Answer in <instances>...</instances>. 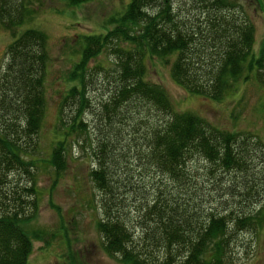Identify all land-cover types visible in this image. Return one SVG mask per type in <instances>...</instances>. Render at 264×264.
I'll use <instances>...</instances> for the list:
<instances>
[{
	"label": "trees",
	"instance_id": "obj_1",
	"mask_svg": "<svg viewBox=\"0 0 264 264\" xmlns=\"http://www.w3.org/2000/svg\"><path fill=\"white\" fill-rule=\"evenodd\" d=\"M32 1L0 0V25L12 31L0 70V264H26L31 242L43 232L23 225L38 209L33 135L42 124L51 60L42 28H18L34 11ZM241 4L128 0L111 16L109 29L80 35L77 59L63 77L56 116L61 132L45 158L57 172L66 167L70 138L89 144L95 162L89 173L102 212L96 229L104 251L120 262L227 264L236 232L262 226L264 213L250 208L264 201L258 192L264 175L253 171L256 157L264 162V140H253L257 155L250 135L174 108L166 89L144 74L145 60L156 55L169 63L173 82L213 100L235 91L240 79L264 85V40L253 48L254 21ZM104 49L114 55L115 68L109 73L97 65L105 70L98 84L105 82L106 92L96 104L89 97L95 80L88 63ZM87 109L98 118L92 126L83 116ZM138 125L145 148H125ZM195 160L204 161L212 178L196 175ZM134 167L142 170L136 174ZM216 199L220 209L212 205Z\"/></svg>",
	"mask_w": 264,
	"mask_h": 264
},
{
	"label": "rangeland",
	"instance_id": "obj_2",
	"mask_svg": "<svg viewBox=\"0 0 264 264\" xmlns=\"http://www.w3.org/2000/svg\"><path fill=\"white\" fill-rule=\"evenodd\" d=\"M31 3L34 11L20 27L32 26L42 28L48 38L50 65L47 66L44 89L46 91V106L42 124L38 132L33 135L37 142L34 155L36 165L31 169L35 174L34 183L38 187L39 200L35 217L24 223L28 229L42 228V238L33 239L31 250L28 253L26 264H126L120 262L115 256L104 251L101 242L102 235L97 231L95 220L102 214L100 211V190L96 188L90 176V167L95 162L92 159L91 149L86 142L81 145L77 140L70 138L71 145L66 146V167L54 171L52 164L46 159L50 149L54 145V139L58 136L57 120L58 103L62 94V86L66 84L63 78L71 68V63L77 59L80 49V35L82 33L106 31L111 27L110 18L118 15L128 0H81L76 4L68 3L67 0H33ZM245 12L254 21L255 35L253 48L257 50L264 40V0H239ZM244 11V10H243ZM17 28V30H18ZM12 35L11 29H4L0 25V70L5 63V46ZM110 51L102 50L92 58L89 66H93V83L89 84V97L97 104L101 96L106 92L104 83H100V77L107 69L109 73L115 68V63ZM114 56V55H113ZM147 69L144 74L151 82L161 84L171 97L174 108L192 110L200 113L217 126L234 129L237 132H245L251 137V148H256L257 155L261 152L255 145L254 138L264 140V85L262 82L249 77L247 81L239 80L238 87L224 98L213 100L211 97L200 93L186 92L168 73L169 63L159 56L147 57L145 60ZM104 66L105 70L99 71ZM96 69V70H95ZM99 71V72H98ZM106 77V76H105ZM64 79V80H63ZM95 104V105H96ZM94 125L98 120L96 112L87 109L83 115ZM135 133L130 129V144L125 148L142 146L143 128L138 125ZM133 133V135H132ZM129 146V147H128ZM252 150V149H251ZM130 153V157L137 158ZM46 157V158H45ZM256 157L253 171L258 176L264 175V162L261 163ZM196 175L200 179L212 178L213 173H208V168L203 160L193 161ZM138 174L137 168H132ZM222 170L218 169L214 175L216 180ZM144 172V171H143ZM241 176V175H240ZM236 176V179L239 180ZM11 179L14 181L17 174ZM20 181L25 183V176ZM235 178V177H234ZM235 179V180H236ZM12 181V182H13ZM11 182V183H12ZM260 184L264 185L262 180ZM10 183V184H11ZM260 187V185H258ZM6 189V187H5ZM264 193V188L258 189ZM214 196H223L221 192H213ZM217 197V196H216ZM257 200L251 203V213L256 210L264 213V201ZM212 205L221 208L217 199ZM233 208L238 206L236 201ZM136 222L135 219H132ZM262 226L255 229L245 228L236 232V241L232 259L227 264H264V220ZM138 225L133 230L138 232Z\"/></svg>",
	"mask_w": 264,
	"mask_h": 264
}]
</instances>
